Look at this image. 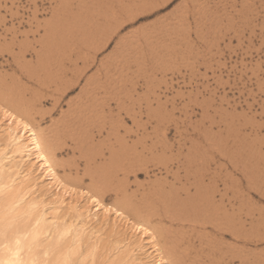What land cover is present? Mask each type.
<instances>
[{
    "label": "snow or ice",
    "instance_id": "1",
    "mask_svg": "<svg viewBox=\"0 0 264 264\" xmlns=\"http://www.w3.org/2000/svg\"><path fill=\"white\" fill-rule=\"evenodd\" d=\"M0 128L122 264H264V0H0Z\"/></svg>",
    "mask_w": 264,
    "mask_h": 264
},
{
    "label": "bare ground",
    "instance_id": "2",
    "mask_svg": "<svg viewBox=\"0 0 264 264\" xmlns=\"http://www.w3.org/2000/svg\"><path fill=\"white\" fill-rule=\"evenodd\" d=\"M37 116L42 118L38 112ZM23 135L24 140L11 142L0 128V264H93L94 259L95 264H122L138 257L151 259L142 250L148 244L136 239L127 218L112 217L110 224L102 211L89 210L84 197L38 183L30 158L36 150L27 142L29 134ZM121 229L124 236L118 238Z\"/></svg>",
    "mask_w": 264,
    "mask_h": 264
},
{
    "label": "rangeland",
    "instance_id": "3",
    "mask_svg": "<svg viewBox=\"0 0 264 264\" xmlns=\"http://www.w3.org/2000/svg\"><path fill=\"white\" fill-rule=\"evenodd\" d=\"M112 2H118V0H112ZM131 2H134V0H131ZM145 23H152V21H147V20H146ZM85 55H87V54L85 53ZM97 73H98V69H97ZM72 99H75V97H73ZM41 103H45V104H46V101H41ZM44 111H45L44 109H41V110L38 111V114H39L40 116H42V118H40V119L37 121L38 123H39L40 120H44V117H45V119H49V118H50L49 116H47V117H46V116H43V115H44V114H43ZM41 114H42V115H41ZM222 166H223V165H222ZM70 177H71V176H70ZM152 178L155 179V176L153 175ZM85 187H86V185H85ZM105 200H106V202H109V203L112 202V201H108L107 198H105ZM110 224H112V221H111ZM109 227L112 228L111 225H109ZM120 231H121V232H120ZM120 231H119V230L117 231L118 234H119V235H117V236H118V238H123V237H121V236H124V235H123V234H124V229H121ZM117 236H116V237H117Z\"/></svg>",
    "mask_w": 264,
    "mask_h": 264
}]
</instances>
